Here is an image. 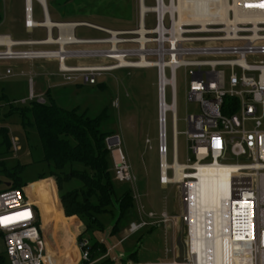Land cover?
Here are the masks:
<instances>
[{"label": "built area", "instance_id": "obj_1", "mask_svg": "<svg viewBox=\"0 0 264 264\" xmlns=\"http://www.w3.org/2000/svg\"><path fill=\"white\" fill-rule=\"evenodd\" d=\"M153 1V8L145 5L146 0L140 1V24L136 30H115L87 22H61L51 33L48 27L42 26L47 19L51 20L47 0L44 3L24 0L26 33L43 29L46 37L23 41L0 35V62H56L57 76L65 85L97 86L101 79L117 71L156 70L160 185L164 189L177 186L181 192L179 218L187 233V256L183 261L145 264H195L198 254L210 248L201 250L199 244L195 245L193 235L196 230L199 233L200 223L204 240L217 237V229L213 226L216 213L210 211L211 207L200 212L196 203L198 179L194 177L199 173L198 165L241 166L230 175L219 204L218 236L231 260L264 264V61L257 60L264 57V0H240L237 5L235 0H228L231 9L227 25L211 23L205 28L196 25L179 29L175 25L178 15L171 10L177 0H168L167 4L165 0ZM34 3L42 10V23L34 19ZM150 14L155 22L151 29L146 26V17ZM80 29L96 32L101 37L78 38ZM7 38L12 41L11 46L4 44ZM94 60L111 64L68 65L70 61ZM181 69L188 71L190 76L186 100L199 106L198 113L185 119L187 132L184 135L194 162L187 157L183 164L178 160L180 133L177 130L176 73ZM7 74L12 75L10 71ZM168 90L170 104L167 103ZM29 99L36 100L33 92ZM226 99L237 101L235 114L223 115ZM113 105L115 108L118 103ZM12 148L14 152L19 150L16 141H12ZM230 157L246 158L248 163L229 165L226 162ZM120 159L115 169L117 181L134 183L136 179L125 158L121 156ZM169 220L167 214L161 215V223L167 224ZM40 222L38 207L25 192L8 189L0 193V235L4 237L8 264H46L48 250ZM82 244L80 263L94 264L89 243ZM206 254L208 264H215L213 252L208 250Z\"/></svg>", "mask_w": 264, "mask_h": 264}, {"label": "rangeland", "instance_id": "obj_2", "mask_svg": "<svg viewBox=\"0 0 264 264\" xmlns=\"http://www.w3.org/2000/svg\"><path fill=\"white\" fill-rule=\"evenodd\" d=\"M140 1L47 0V4L50 19L56 23L87 22L109 29L130 31L136 30L140 24ZM167 2L168 0H165L166 4ZM145 5L148 8H153L154 1L146 0ZM0 14L3 17V23L0 25L2 36L11 35L14 40L23 41L45 39L46 34L43 29H38L33 34L26 33L23 27L24 0H1ZM34 19L38 23L43 22L42 10L36 3H34ZM154 24V16L152 14L147 15V28H153ZM77 37L92 39L101 37V35L93 31L80 29L77 31ZM257 60L264 61V57H258ZM109 64L111 62L103 60L70 61L68 63L71 66ZM8 71L12 73L11 76L7 74ZM188 74L185 69H181L176 73L179 120L177 130L180 133L178 136V160L182 164L186 163L187 157L191 159V162H194V158L189 152L190 144L184 135L187 132L185 119L188 115L196 114L199 111L197 104L189 103L186 100V89L190 82ZM57 75L58 64L56 62H0V132L2 129H6L8 140L16 141L19 145V150L14 152L5 143L4 136H0V193L8 190L6 185L11 183L5 173L6 170L12 171L19 166L22 167V172L17 178L23 186L22 192H24L25 186L39 181L40 176L49 175L50 167L43 162L44 155L36 129L24 127L21 117L16 115L18 114L16 109L27 108L30 105L31 90H34L36 101L49 103L51 98L59 108L88 112L90 118H96L107 110L110 119L103 124L102 130L119 135L120 147L132 166L133 175L136 179L134 183L118 182L110 158V173L116 199H120L125 193L131 192L134 198V210L130 216L119 224L118 231L113 236L110 232L114 221L108 217L103 219L106 228L105 233L92 230L82 235L83 226L79 230L73 231H69V228H67L68 231L61 229L55 238V247L58 254L67 257L64 264H73L78 255L76 264H81L80 244L88 242L90 254L91 248L97 249V253H94L97 255L95 261H93L94 264L103 263L107 259L113 262L117 260L114 264L183 261L187 256V233L179 218L183 198L179 187L170 186L163 189L159 185L157 126L151 122L152 116L148 113L144 115L147 121L144 122L142 128L131 129L124 119L121 121L120 112L113 105L118 99L124 101V96L127 95H129V98L126 101L129 103L134 99V90L138 89L140 100L147 102L150 106L152 105L155 110L157 106L156 71L154 69L117 71L103 79L106 85L105 90L100 89L98 86L75 84L56 87L55 85L60 82V79L55 78ZM25 100L26 103H24ZM151 100H153L152 103ZM167 103H171L170 90L167 91ZM123 113L124 116L127 115L125 111ZM168 133L171 149L170 115ZM147 139L151 141L150 146L146 144ZM169 162L171 163V156ZM226 163L229 165H243L247 164L248 161L246 158L230 157ZM229 177L213 172L199 174L196 177L198 179L195 191L196 203L206 198V206L199 209L200 212L211 207L210 211L216 213V222L213 224L217 229L216 241L219 237L218 231L220 228L218 224L219 211L218 206L214 207L213 202L221 197L222 188L227 186ZM79 186L80 183L73 182L71 185L65 186L64 191ZM162 214L168 215L169 223L160 222ZM151 215L154 216V219L150 218ZM200 228L201 223L199 224V233L196 230L193 235L195 245L199 244L201 250L213 246L211 247L215 254H213V260L215 263L221 264V245H216L213 240H204ZM94 251L96 252V250ZM205 252L207 253V251ZM206 253H199L195 264H208ZM5 255V241L4 237L0 235V264H8Z\"/></svg>", "mask_w": 264, "mask_h": 264}, {"label": "trees", "instance_id": "obj_3", "mask_svg": "<svg viewBox=\"0 0 264 264\" xmlns=\"http://www.w3.org/2000/svg\"><path fill=\"white\" fill-rule=\"evenodd\" d=\"M2 22L0 14V25ZM97 86L102 90L106 89L105 83ZM29 104L27 108L16 109V115L21 117L24 127L35 128L38 133L43 162L50 167L49 175H42L39 180H55L64 215L66 218L77 217L80 220L84 228L82 235L92 230L105 233L103 219L108 217L114 221L110 233L113 236L118 231L119 224L134 210V198L131 192H127L116 199L109 166L111 150L107 144L114 133L102 130L103 124L110 119L107 110L96 118H90L88 112L59 108L51 98L49 103L40 104L33 100ZM236 112L237 101L226 99L223 115H233ZM0 136H4L5 143L13 149L6 129H2ZM21 172L20 166L12 171L6 170L11 181L10 189L22 190L23 186L17 179ZM73 182L80 183V186L64 191L65 186ZM56 185L49 179L28 188L32 203L42 213L48 249L47 264H64L67 258L59 255L55 247L57 233L68 227L80 229L76 220H66L60 214ZM205 199L198 201L199 209L205 208ZM94 253H97V249L91 248L92 262L97 256ZM77 262L78 255L73 264ZM100 264L114 262L107 259Z\"/></svg>", "mask_w": 264, "mask_h": 264}, {"label": "bare ground", "instance_id": "obj_4", "mask_svg": "<svg viewBox=\"0 0 264 264\" xmlns=\"http://www.w3.org/2000/svg\"><path fill=\"white\" fill-rule=\"evenodd\" d=\"M44 3V0H39ZM240 0H235V4L237 5ZM231 9V5L228 4V0H177L176 5L171 8L172 13L178 15V20H176L175 25L176 28L179 29L182 26H201L205 28L211 23L217 25L228 24V13ZM144 10V9H143ZM42 26L48 27L49 32L52 33V28L56 27L57 23L52 22L47 19L46 23H42ZM53 40L51 35L49 37V41ZM12 41L7 38L4 40V44L7 46H11ZM260 165H257L259 168ZM241 166H227V165H198L196 169L199 171L198 175L203 173L207 174L213 172L215 174L227 175L230 176L232 173L239 171ZM197 175V176H198ZM196 176V177H197ZM195 177V178H196ZM178 179V177H177ZM226 193V186L222 188L221 197L214 201V207L219 208V204L223 199ZM218 201V203H216ZM216 245H221V264H249L247 260H239L235 259V261L231 260L229 256L228 250L225 248L224 243L218 237V240H213ZM213 246H210L208 250L213 252ZM214 254V252H213ZM215 255V254H214ZM213 257V256H212ZM207 260L209 256L207 257ZM216 258V257H215ZM47 264V261H46Z\"/></svg>", "mask_w": 264, "mask_h": 264}, {"label": "crops", "instance_id": "obj_5", "mask_svg": "<svg viewBox=\"0 0 264 264\" xmlns=\"http://www.w3.org/2000/svg\"><path fill=\"white\" fill-rule=\"evenodd\" d=\"M23 27H24V22H23ZM24 29H25V27H24ZM7 36H9V37H11L13 39V37L11 35H7ZM6 62H9V61H6ZM55 78L56 79L57 78L60 79L58 76L55 77ZM103 79H101V81L99 82V84L104 83ZM61 81L62 80L60 79V82L58 84H56L55 86L56 87H58V86H66L63 83V81H62V83H61ZM31 84H32V81H31ZM134 91H135L134 99H132L129 103L126 101V99L129 98V95L124 96L125 97V100L124 101L122 99L121 100H119V99L116 100V102L118 103V106L115 107V109L120 112L121 121H123L122 119H124V121L128 123V127H130L131 129H140V128H142L143 125H144V122L147 121V119H145L146 116H144V115L150 113V115L152 116L151 122L157 126V154H158V146H159V140H158V136H159V126H158V101H157V106H156V108L154 110L152 108V105L150 106V105H148L147 102H142L140 100V91L138 89L137 90L135 89ZM31 92L34 93V90H31ZM31 92H30V94H31ZM156 94H157V73H156ZM152 101L153 100H151V103H152ZM127 106H129V107L127 108ZM123 111H125V114H127L126 116H124ZM112 138H117L119 140V142H120V138H119V135L118 134L114 133ZM146 144L150 146L151 145V141L149 139H147L146 140ZM121 156H123L125 158L126 163L130 167V171H131V173L133 175V168L130 165V163H129L127 157L125 156V154H124L122 148L120 147V145L117 148L111 150L110 158H111V162H112V165H113L114 169H116V167L120 165V162H121V159L120 158H121ZM109 166H111L110 165V160H109ZM158 167H159V156H158ZM50 179L53 180L52 178H50ZM46 180H49V179L39 180V181H37V182H35V183L31 184V185H34V184H37L39 182H43V181H46ZM53 182L56 185V182L54 180H53ZM7 185H6V187H7ZM31 185L26 186L24 188L25 195L27 196V198L30 201H31V198L29 197L28 188ZM159 185H160V176H159ZM160 187L162 188L161 185H160ZM8 189H10V188H8ZM56 189H57V185H56ZM57 198H58V202H59V205H60V214L63 216V218H65L66 220H76L80 224V227L82 228L83 225H82V223L79 221V219L77 217H73V218H66L65 217L64 212H63V209H62V206H61V203H60V199H59V195H58V189H57ZM38 211L40 213L41 230H42V234H43V237H44V232H43V217H42V213H41V211H40L39 208H38ZM68 228H69L68 229L69 231L70 230L71 231L74 230L71 227H68ZM44 240H45V238H44ZM80 256H81V252H80Z\"/></svg>", "mask_w": 264, "mask_h": 264}, {"label": "water", "instance_id": "obj_6", "mask_svg": "<svg viewBox=\"0 0 264 264\" xmlns=\"http://www.w3.org/2000/svg\"><path fill=\"white\" fill-rule=\"evenodd\" d=\"M107 144L110 149H114L120 145V142L117 138H111L107 141ZM7 188H11V184H8ZM82 247H83V244H80V249H82Z\"/></svg>", "mask_w": 264, "mask_h": 264}]
</instances>
